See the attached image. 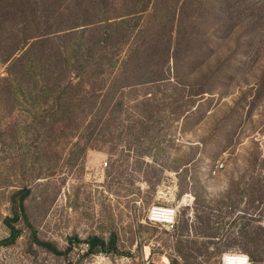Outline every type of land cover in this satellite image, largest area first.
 <instances>
[{"label": "rangeland", "instance_id": "rangeland-1", "mask_svg": "<svg viewBox=\"0 0 264 264\" xmlns=\"http://www.w3.org/2000/svg\"><path fill=\"white\" fill-rule=\"evenodd\" d=\"M142 1L0 0V238L30 187L39 237L80 239L55 254L20 224L0 264H264V0ZM100 30V68L55 75L49 102L13 97L44 84L33 59L63 66ZM154 205L176 209L173 227L149 222ZM91 235L116 250L90 253Z\"/></svg>", "mask_w": 264, "mask_h": 264}, {"label": "trees", "instance_id": "trees-1", "mask_svg": "<svg viewBox=\"0 0 264 264\" xmlns=\"http://www.w3.org/2000/svg\"><path fill=\"white\" fill-rule=\"evenodd\" d=\"M142 2H143L141 4L142 9H140L138 12H144L145 10H147V7L149 6L151 0H143ZM129 14L130 13L124 14L125 17L120 19V21L117 24L127 22L129 18L128 17ZM100 21L103 22V19ZM101 35L102 37L100 38L98 37V39H96V41L93 42L86 51H83L80 43L76 41V43H74L69 48L68 55L66 56V59L64 60L67 63L64 64L63 66H59V65H57V67H54V65L50 66L44 59H42V57H39V58L36 57L35 59H33L30 62V64L31 66L33 64L34 68H38L39 73L42 75L41 76L42 83L44 84L39 85V86L36 85V89H32L29 93H26L25 91H23L18 85V87L15 89L16 91L13 92V95H14L13 97L17 99L19 98V93H23L26 97L28 96L32 101H34V103L41 102L42 100H44L45 102H49V100L55 98L56 94L59 92V85H56L57 83L53 81V78H56L55 75L57 74L67 75L70 72H74L77 64L82 63L83 61H85V59L87 61L89 60H91L92 62L95 61L96 67L100 68L99 66L100 63L104 62V56L100 54L99 51L101 53H103L104 51L103 49H100L99 47L101 44L106 43L108 39H110V36L107 33H103L101 31ZM31 49L32 48H30L27 51V53L29 51L31 52ZM97 50L99 51L95 53ZM31 76L35 78V74ZM70 86H72L71 82H66V84L64 85V88L68 89ZM60 94L62 95L61 92ZM56 102H57V110H58L56 111L57 114L61 113L64 115V111L63 113L61 111H62V108L65 106L64 105L65 102L61 100L60 96L56 98ZM30 193H31L30 187H23L12 193L11 199H10L12 203V213L11 215L7 216L4 219V222L9 229V234L4 238H0V247L11 245L15 243L22 236L23 227L20 226V224H22V225H25L26 228L30 230L32 239L36 244L47 248L48 250L52 251L55 254L67 253L71 249L72 244L77 243L78 241H80V239L76 236L71 237L69 239L70 240L69 247L66 250H62L52 241L44 240L40 238L38 235V230L32 223L29 217V214L27 212L26 202H27V199ZM248 237H252V236L248 234ZM260 241L262 242V239ZM84 242L87 243V245L89 246L88 251L90 253L110 252V251L116 250L115 235H112L109 241H107L103 237H100L99 235H91L86 240H84ZM250 254L252 255L253 263L254 261L256 262L257 260L255 259L254 253H252L251 251ZM260 262H264V260H261ZM151 264H154V263H151Z\"/></svg>", "mask_w": 264, "mask_h": 264}, {"label": "built area", "instance_id": "built-area-1", "mask_svg": "<svg viewBox=\"0 0 264 264\" xmlns=\"http://www.w3.org/2000/svg\"><path fill=\"white\" fill-rule=\"evenodd\" d=\"M176 209L162 205L151 207L148 220L153 224H163L173 227L176 223ZM220 264H253V260L247 253L242 251H228L222 254Z\"/></svg>", "mask_w": 264, "mask_h": 264}, {"label": "crops", "instance_id": "crops-1", "mask_svg": "<svg viewBox=\"0 0 264 264\" xmlns=\"http://www.w3.org/2000/svg\"><path fill=\"white\" fill-rule=\"evenodd\" d=\"M157 264H159V263H157ZM160 264H184V263H182L179 260H168L167 262L160 263Z\"/></svg>", "mask_w": 264, "mask_h": 264}]
</instances>
